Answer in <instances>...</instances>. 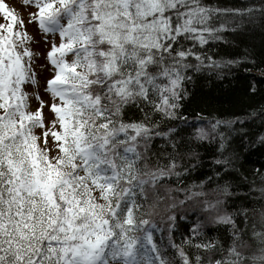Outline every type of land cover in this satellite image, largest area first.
<instances>
[{"label": "snow or ice", "instance_id": "6c2138e0", "mask_svg": "<svg viewBox=\"0 0 264 264\" xmlns=\"http://www.w3.org/2000/svg\"><path fill=\"white\" fill-rule=\"evenodd\" d=\"M22 7L0 0V264H264V102L192 90L264 94V0Z\"/></svg>", "mask_w": 264, "mask_h": 264}, {"label": "trees", "instance_id": "16d2710c", "mask_svg": "<svg viewBox=\"0 0 264 264\" xmlns=\"http://www.w3.org/2000/svg\"><path fill=\"white\" fill-rule=\"evenodd\" d=\"M6 3L5 1H3ZM10 6L8 3H6ZM11 7V6H10ZM257 48L256 53L259 54V39L255 41ZM251 75L257 76L259 73L253 72ZM247 81L242 78L227 77L225 79H216L209 77L202 79L196 84L192 90L196 93L197 102L205 107L206 111L216 109L220 112H241L250 107L259 106L264 102V94L261 95H245L244 87ZM257 89H264V84L257 83ZM264 163V154L256 152L249 158V164L259 165Z\"/></svg>", "mask_w": 264, "mask_h": 264}, {"label": "rangeland", "instance_id": "374dc122", "mask_svg": "<svg viewBox=\"0 0 264 264\" xmlns=\"http://www.w3.org/2000/svg\"><path fill=\"white\" fill-rule=\"evenodd\" d=\"M5 1L6 3H8L11 8H13L18 14L20 15H23L25 18H27V13L29 11H31L32 9H25L22 7V0H3ZM4 21L3 20H0V23H3ZM35 28L34 27H31L29 29V33L30 34H34L35 33ZM41 80L43 82V78L41 77Z\"/></svg>", "mask_w": 264, "mask_h": 264}]
</instances>
